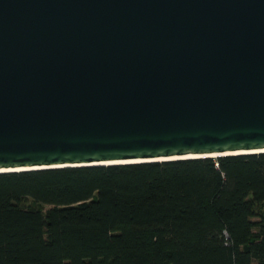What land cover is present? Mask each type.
Segmentation results:
<instances>
[{
	"label": "water",
	"instance_id": "1",
	"mask_svg": "<svg viewBox=\"0 0 264 264\" xmlns=\"http://www.w3.org/2000/svg\"><path fill=\"white\" fill-rule=\"evenodd\" d=\"M256 153L264 0H0V173Z\"/></svg>",
	"mask_w": 264,
	"mask_h": 264
},
{
	"label": "trees",
	"instance_id": "2",
	"mask_svg": "<svg viewBox=\"0 0 264 264\" xmlns=\"http://www.w3.org/2000/svg\"><path fill=\"white\" fill-rule=\"evenodd\" d=\"M264 153L0 173V264H264Z\"/></svg>",
	"mask_w": 264,
	"mask_h": 264
},
{
	"label": "rangeland",
	"instance_id": "3",
	"mask_svg": "<svg viewBox=\"0 0 264 264\" xmlns=\"http://www.w3.org/2000/svg\"><path fill=\"white\" fill-rule=\"evenodd\" d=\"M261 210L264 211V205L261 206Z\"/></svg>",
	"mask_w": 264,
	"mask_h": 264
},
{
	"label": "bare ground",
	"instance_id": "4",
	"mask_svg": "<svg viewBox=\"0 0 264 264\" xmlns=\"http://www.w3.org/2000/svg\"><path fill=\"white\" fill-rule=\"evenodd\" d=\"M211 155L215 156V154H211Z\"/></svg>",
	"mask_w": 264,
	"mask_h": 264
}]
</instances>
